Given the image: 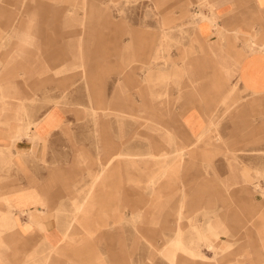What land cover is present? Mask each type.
Wrapping results in <instances>:
<instances>
[{"label":"rangeland","instance_id":"obj_1","mask_svg":"<svg viewBox=\"0 0 264 264\" xmlns=\"http://www.w3.org/2000/svg\"><path fill=\"white\" fill-rule=\"evenodd\" d=\"M7 1L10 3L0 0L8 6L2 11H13L21 19L38 16L40 22L33 44L18 34L16 25L0 39V132H14L11 141L0 137V145L21 141L14 150L27 154V162L21 155L15 158L18 167L0 164V227L12 229L0 232V264H171L162 252L177 245L171 237L177 228L174 224L180 211L181 182L187 203L183 216H208L216 223L224 222L225 227L219 238L203 231L186 233L187 240L181 239L177 247L193 254L200 249L207 259L193 260L179 254L178 264H250V260L264 264L263 237L259 236L264 233L260 226L264 201L258 193L264 188V96H252L236 79L235 67L245 54L235 46L241 42L240 31L234 33L232 49L223 40V31H216L222 47H210L199 32L214 28L195 19V11L205 15L211 12L201 0H35L23 6L20 1L19 9L10 7L13 0ZM83 2L88 13L105 11L110 16L69 14L80 12ZM245 6L251 11L250 0ZM85 18L126 20L135 34L129 36L110 26L115 22L87 23L89 32L83 48L89 80L77 78L75 83H63L65 77L81 73L74 31ZM151 18L154 22H145ZM134 19L142 22H129ZM163 31L167 35H162ZM252 42L259 47L254 38L243 43L252 50ZM38 49L56 69L52 80H39L44 65L39 56L34 57ZM124 60L126 63L121 62ZM22 67L28 72L24 78L18 76ZM9 79L15 86H5L4 81ZM211 83L235 86L230 108L224 103L218 105L216 94L210 91ZM192 91L195 100L187 97ZM62 92L66 96V126L52 135L46 147L39 144L36 148V157L43 160L33 159L29 157L30 141L41 140L38 133L48 126L49 118L36 122L23 116L40 117ZM201 95L218 123L210 135H205L206 142L210 139L208 147L205 141L192 145L198 140V127L204 134L214 124L213 116L201 110ZM90 107L96 109V119L88 111ZM193 109L210 118L206 125L197 122ZM39 122L41 129L37 127ZM163 129L174 133L176 148H193L182 156L171 154L175 147L168 143ZM107 143L113 147L107 148ZM125 146L141 154L150 150L156 155L168 153L173 160H182L186 154L191 156L206 147L213 156L207 161L185 158L180 174L172 177L176 183L170 185L164 178L154 193L146 188L149 173L157 168L154 160L140 161L137 167L116 160L114 164L122 165L119 173L112 166L107 175L99 176L101 164L112 155L126 152ZM93 186L91 214L79 223V206L71 215L73 203L83 200ZM29 187L37 189L45 201L44 207L41 202L37 206L48 213L39 208L34 215L31 211L20 213L22 222L30 227L27 237L20 238L13 229L21 221L15 211L9 212L14 205L6 196L11 200L13 194ZM61 205L64 213L55 221L54 211ZM137 215L142 218L135 222ZM120 217L125 220L115 224ZM66 221L76 223L68 233L72 241L62 237L58 245L43 249L38 224L47 223L51 230L64 227ZM85 226L95 232L92 240H81ZM180 227L189 231L187 218ZM212 245L219 249L210 251ZM229 245L230 251L224 253ZM247 252L250 255L241 256Z\"/></svg>","mask_w":264,"mask_h":264},{"label":"crops","instance_id":"obj_2","mask_svg":"<svg viewBox=\"0 0 264 264\" xmlns=\"http://www.w3.org/2000/svg\"><path fill=\"white\" fill-rule=\"evenodd\" d=\"M2 1H6L7 3H10L7 0H2ZM12 1V0H11ZM21 1V4L23 6V4H25L26 1H31L34 2L35 0H13L12 5H10L11 8H17L19 9V3ZM113 1V0H110ZM130 2V1H135V0H124V2ZM203 1V0H202ZM248 0H221L219 2H217L218 4V10H220V12L216 13L217 19L218 20V26L220 29L224 30V35H225V40H227L229 48L232 49L233 47V39H234V32L235 31H240V40L241 42L236 44L235 46L237 47V49H241L245 52L243 58L238 62V64L235 67L236 70V79L238 80V82L240 83V86L242 89H244L245 91H247L248 93H250L252 96L255 97H259V96H264V51H261L259 47H261L263 41H264V0H250V2L252 3V8L251 11H249V8L247 10V7L245 5V3ZM186 6H189V4H186ZM34 6H32L31 8L33 9ZM86 7L85 2H83V9L78 12V11H69V14H81L83 16H88V14L90 15H97L99 17H109L110 14L105 12V11H101L100 13H88V11H86L84 8ZM4 9H8V6H6L5 4H0V39H4L6 38V35L1 36L2 34H7L9 29H12L15 25L18 31V34H20L21 37H23V39H27L29 41L32 42L33 44V40L37 37V25L40 21H39V17L38 16H26L25 19L21 17H18V15L16 13H14L13 11H2ZM116 13H119L118 11ZM140 18V17H137ZM162 18V17H161ZM181 18L185 21V22H191L189 17H182ZM117 22H115L114 20H110V19H97V20H91V19H83L80 20L79 23L80 25L77 26V29H75L74 33L77 35L78 37V49H79V53H78V61L81 62V64L78 66L81 69V73L79 75H69L67 77H65V79L63 80V83H75L74 80L78 79H82V80H89V75L87 70L89 71V69L86 68V64H85V59L87 58L85 56L84 53V38L86 36V34H88L89 32V25L87 23H100V22H104V23H117V24H113L110 25L113 28L119 30V31H123L126 32L129 36L131 34H135V32L133 30L130 29L129 25L126 24L128 21L126 20H116ZM78 22V21H75ZM129 22H142L141 19H134L132 21ZM147 23H151L154 22V20L149 19L147 21H145ZM189 22V23H190ZM83 26V27H82ZM167 33L165 31H163L162 35ZM199 37L202 40H205L208 42V44L210 45V47L213 45V47H222L221 44V37L217 34L216 30L214 29H207L205 28L203 33L199 32ZM162 36L160 37L161 40ZM256 39L257 43L259 44V47H254L252 50H249L247 48V46L243 43L246 40H250V39ZM33 39V40H32ZM130 40V39H129ZM126 41V44L129 42ZM125 50H129V49H125ZM208 53V51H207ZM205 53V54H207ZM23 54V53H22ZM30 53H27V55ZM205 54H200V55H205ZM234 53H231L230 55H233ZM39 56V60L41 61L42 65H44L43 69L41 70V72L39 73V80H43L48 81V80H52V78H54L55 72L54 70H56L53 66V63H51V61L46 60L47 57H45V53L43 50L38 49V51L36 52V54L34 53V57ZM53 61V59H52ZM121 62H125L121 61ZM126 63V62H125ZM128 63V62H127ZM128 66V64H127ZM208 72L210 71V66H208ZM21 72L18 74V76L24 78L28 72H27V68L22 67L21 68ZM144 71V69H143ZM204 71V70H202ZM215 70L212 69V72H214ZM14 79V78H12ZM5 86L9 85V86H15L14 83H11V79L4 81ZM210 91L212 92V90L214 91L213 93L216 94V101L218 102V105L223 104L224 107H229V102L231 100L232 97V93L233 90L235 89L234 87H229L228 84L225 85V83H211L210 85ZM232 89V90H231ZM232 91V92H231ZM230 92V93H229ZM230 94V95H228ZM228 95V96H227ZM202 96V95H201ZM204 96V95H203ZM201 97V101L199 102L201 110H203L204 113H207L209 115V117L213 116V111L212 109H209L210 106H208V108H206L204 102H203V98ZM188 98L190 97L192 100H195L196 94L192 91L191 94L188 93ZM66 99V96L64 94V92H62L61 97L58 100H54L52 107L49 108L48 110H46L40 117L37 115H24L23 118L25 117V119L29 118L32 121H41V120H45L46 118H49V121L52 120V123H49L48 126L44 129H41L40 127L42 126V123L40 124L37 123V127H39V129L42 130L41 134L38 133L42 138L41 140L39 139H35L31 143V147L30 149L32 150L31 153L29 154V157H32L33 159H38L41 160V157H36L35 151L36 148L39 146V144H43L44 147H46L49 139L52 137V135L57 132V131H62L65 126H66V116H65V110H64V106H63V100ZM89 99L90 102L92 101L91 96L89 95ZM60 101V102H59ZM221 101V102H220ZM58 102V104H57ZM59 105L60 108L56 109V106ZM211 108V107H210ZM194 114H196V118H197V122H203L204 125L207 124L208 120L210 118L208 117H203V115L201 114V112L198 109H193ZM89 112H91L93 118L96 119L97 117V113H96V109L94 107H90L88 109ZM203 120V121H202ZM211 120L214 121V124H212L214 127L217 126L218 123H216L214 116L211 118ZM160 124V123H159ZM162 125V124H160ZM211 125V124H210ZM210 128V127H209ZM162 129V128H160ZM164 130V134L167 137V141L170 145L175 147L174 152L178 155V152L182 151L183 146L181 147H177L176 148V137L174 135V133L170 134L168 133L165 129ZM213 130V129H212ZM210 129L207 130V132L211 133ZM203 130L198 127L197 131H196V135H198V137H200V135H202ZM209 133V135H210ZM14 132H8L6 134L0 132V137H5V140L11 141V138L13 137ZM203 142L205 141V146H210V139L202 140ZM201 141V142H202ZM21 142V141H20ZM20 142H16V143H7L5 145H0V164L2 167H5L7 165H9L10 167H18V165L15 162V158L20 156L23 158V161L27 162V154L26 153H19L18 151L14 150L17 148L18 144ZM194 144V145H193ZM193 146H196V142H193ZM196 144V145H195ZM200 144V143H198ZM107 148H111L113 147L112 143L111 144H106ZM126 147V146H125ZM207 147L202 149L201 151L199 150L198 152H192L191 156L189 154H186L185 158H189V159H194L196 157H201L204 161H207L209 159L212 158L213 156V152L211 150H207ZM119 150V149H118ZM179 150V151H178ZM32 154V155H31ZM168 154L167 157H162L154 154L151 150L148 151L147 153H136L133 152L131 147H126V152H121L119 154L116 155H112L109 157L108 162L105 164H101V170L99 172V176L104 177L105 175H107L108 173V168L114 166V169L116 172H120L122 169V165L121 163L119 164H114V162H116V160H124L127 164L129 163L130 165H134L135 167H137L139 165L140 161H152L154 160L155 163H153V165L157 166V168L153 171H151L149 173V180L146 182L147 183V189H150L152 192H156V186L161 182L162 179L164 178H168L169 180L167 182L170 183V185L175 184L176 181L173 180V176H177L180 174L181 169L184 167V162H185V158L182 160L176 159H170ZM31 155V156H30ZM184 157V156H183ZM43 160V159H42ZM13 164V165H12ZM165 168V170H163ZM18 169V168H17ZM163 170V171H162ZM159 171H162L159 173ZM168 171V172H167ZM167 172V173H166ZM255 175H259V172H255ZM154 177V178H153ZM158 177V178H157ZM156 181H155V180ZM155 181V182H154ZM30 182H34L33 180H31ZM33 183V184H34ZM154 183V184H153ZM183 182H181L180 184V191H181V200L180 203L178 204L179 206V212H178V217L175 220V226L177 227L174 231V235L171 237V240H174L175 243L178 245L182 240L186 241L188 236L186 235V233H193V232H197V231H203V232H209L211 234V236L215 237V238H219L222 229L225 227L224 222H214L213 219L211 217L208 216H204L201 219L199 217H184L183 215V209H185L187 207V203H186V192H185V186L182 184ZM34 186V185H33ZM32 186V187H33ZM29 187L28 189H22L20 190V194H13L14 196L11 197V200L6 196V200L11 201L12 205H14V208H10L9 212H16L17 216L19 217L21 224L25 225L24 229L22 230L23 232H28L29 228H28V223L22 222V218L23 216L20 215V213H28V211H31V214H35V208H41L43 210V207L45 206V201L43 200V198L41 196H39L37 194V189L36 188H32ZM153 187V189H152ZM257 187V186H256ZM93 189L94 186L88 191V193L86 194V196L84 197L83 200L81 201H76L75 203H73V207L74 210L72 211L71 215H75L76 214V209L79 206V223L83 222L85 220L88 219L89 214H91L89 212V209H92L94 206V197H93ZM258 192V189H256ZM19 191V190H17ZM16 191V192H17ZM13 192V191H11ZM260 194V196L263 198L264 201V188H262L261 191L258 192ZM37 202H41L43 204V207H38L37 206ZM78 202V203H77ZM264 205V203H263ZM84 206V207H83ZM45 211V209L43 210ZM47 212V211H46ZM48 213V212H47ZM64 213L63 207L62 205L59 206L53 214V218L55 219V221H58L56 219L57 216H61ZM262 216L260 217L261 219V229H264V209L262 212ZM10 214V213H9ZM142 216L137 215L134 217V221L136 222L137 220L141 219ZM187 218L188 222H189V231L185 232L184 230H181L180 224L181 221ZM125 220V218L120 217L118 218V221H115L114 223H122ZM154 220H152V223ZM76 223H72L69 221H66L64 227L62 228H54L51 230H48V226L47 223L45 224H38V228L42 231L43 233V237H42V246L44 247L43 249H49L50 247H52V245H58L56 243H60L62 237H66L67 241H72V239H70L68 237V233L72 230L73 226ZM12 227V225H11ZM263 227V228H262ZM9 230H12L11 228L9 229L8 227H0V232H8ZM184 233V234H183ZM95 232L92 231L91 228L89 227H84V236L81 238V240L85 241V240H92L94 238ZM184 235V237H183ZM261 235V242H262V247L264 248V233H260L259 236ZM180 236V237H179ZM58 237V240L56 239ZM141 238H144L143 236H141ZM184 238V239H183ZM85 239V240H84ZM215 241V240H214ZM74 242V241H73ZM176 246H168L167 249H165L162 253L164 254V256L166 257V259H168V261L171 264H178L177 259H178V255L179 254H184L186 256H188L190 259L193 260H205L207 259L206 255L203 254V252L199 249L198 251L194 250V252L196 254H193L192 251H181L179 247ZM232 245L226 246L224 253L230 251ZM177 247V248H176ZM219 249V248H218ZM217 247L215 245H212V250L210 251H214L216 252ZM248 255H250L249 252L247 253H242L241 256H245L247 257ZM175 256V259H174ZM70 262V261H69ZM256 264L258 263L257 260H250V264Z\"/></svg>","mask_w":264,"mask_h":264},{"label":"bare ground","instance_id":"obj_3","mask_svg":"<svg viewBox=\"0 0 264 264\" xmlns=\"http://www.w3.org/2000/svg\"><path fill=\"white\" fill-rule=\"evenodd\" d=\"M202 1V0H201ZM203 2H205V3H207L209 6H210V14H208V15H205L203 12H201L200 10L199 11H195V19H198V20H201V22H204V23H210V25L212 26V28H214V30H216V31H223L224 32V30L223 29H220L219 28V26H218V19H217V16H216V13L217 12H220V10H218L219 8H218V4L217 3H212V1L211 0H203ZM187 4V3H186ZM197 9V8H196ZM83 27V26H82ZM235 33V32H234ZM9 39V38H8ZM33 40V39H32ZM223 40H225V38H223ZM225 42H226V40H225ZM21 44V43H20ZM254 42H252V44H251V48H253L254 47ZM25 46V45H24ZM24 46H23V49H24ZM17 47V46H16ZM27 47V46H26ZM28 48V47H27ZM17 49V48H16ZM158 50V49H157ZM260 50L261 51H264V47H261L260 48ZM24 52V51H23ZM15 53V52H14ZM17 53V52H16ZM20 54V53H19ZM25 54V53H24ZM15 56V55H14ZM20 56V55H19ZM24 56V55H23ZM22 56V57H23ZM13 58V57H12ZM11 58V59H12ZM18 58V57H17ZM201 60V59H200ZM16 61V60H15ZM155 61H156V59H155ZM12 62V61H11ZM232 90V89H231ZM1 91H2V88H1ZM232 92V91H231ZM230 93V92H229ZM228 95H230V94H228ZM227 95V96H228ZM1 98V97H0ZM221 102V101H220ZM49 123H51V122H47V124H49ZM210 124V123H209ZM208 127V126H207ZM214 128V126L211 124L210 125V130H212ZM33 129H34V127H33ZM36 129V128H35ZM202 133V132H201ZM208 132H206V133H204V134H202V135H200V137H198V140L196 141V144H198V143H200L203 139H204V137H205V135L207 134ZM25 134V133H24ZM29 134H28V138H29ZM24 138V137H23ZM195 144V145H196ZM194 145V144H193ZM193 148V147H192ZM192 148H190V146H185V147H183L182 149V151H180V152H178V154H179V156L181 155H184V153H186L187 151H190ZM195 148V147H194ZM179 151V150H178ZM159 156H162V157H167L168 156V153H166V154H161V155H159ZM163 170H165V168L163 169ZM162 170V171H163ZM162 171H159V173L160 172H162ZM168 172V171H167ZM166 172V173H167ZM154 178V177H153ZM158 178V177H157ZM155 180V179H154ZM156 181V180H155ZM154 181V182H155ZM154 184V183H153ZM152 189H153V187H152ZM39 204H42V203H39ZM42 206H43V204H42ZM84 207V206H83ZM39 209H41V208H39ZM42 210V209H41ZM44 210V209H43ZM40 211V210H39ZM40 212H44V213H47L46 211H40ZM33 224V223H32ZM24 225H22L21 223H18V225H16L15 226V228L13 229L14 231L13 232H15L20 238H23L24 236H26L27 234H28V232L26 233V232H23L22 230L24 229ZM29 229H30V227H28ZM27 237V236H26ZM9 245H10V243H9ZM177 248V247H176ZM174 259H175V256H174Z\"/></svg>","mask_w":264,"mask_h":264}]
</instances>
